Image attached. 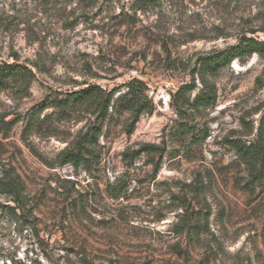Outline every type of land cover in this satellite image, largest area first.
Instances as JSON below:
<instances>
[{
	"label": "rangeland",
	"instance_id": "1",
	"mask_svg": "<svg viewBox=\"0 0 264 264\" xmlns=\"http://www.w3.org/2000/svg\"><path fill=\"white\" fill-rule=\"evenodd\" d=\"M244 34L264 41V0H0V65L34 74L0 90V175L21 178L27 208L19 222L0 215V264H264V181L249 182L232 145L260 140L264 57L208 74L216 102H195L199 59ZM132 78L154 111L129 133L131 112L111 108L94 165H59L97 123L104 92L117 87L116 100ZM90 85L94 101L51 105ZM116 178L128 186L118 199ZM185 211L209 229L180 231Z\"/></svg>",
	"mask_w": 264,
	"mask_h": 264
},
{
	"label": "trees",
	"instance_id": "2",
	"mask_svg": "<svg viewBox=\"0 0 264 264\" xmlns=\"http://www.w3.org/2000/svg\"><path fill=\"white\" fill-rule=\"evenodd\" d=\"M144 4L147 5L149 3L146 2ZM253 53H259L264 57V41L244 34L236 44L201 57L197 70L200 81L202 82V88L196 95L195 102L205 106L213 105L216 102L217 92L214 85H209L207 81L208 74L218 72L223 67L230 65L236 58L249 56ZM20 74L29 78L27 83L29 85L30 79L34 75L31 69L22 68L17 63L0 65V90L6 84V77L8 75L16 77ZM195 76L194 74L192 84H187L179 88L177 91L178 94L185 90L194 89ZM124 87V91L117 95L116 100H114V96L118 91L117 87L111 91L104 92V97L99 104L97 123L91 125L89 130L81 132L66 148L59 152L57 156L59 165L71 164L75 168L84 166L86 169H90L94 165L96 161L90 156L93 154L99 140L100 132L103 129V121L111 117V108L114 111H118L120 107H124V109L131 112L132 120L128 126L129 133L133 131L143 113H152L154 111V105L146 93L148 87L144 81L138 78H132L124 84ZM98 91H101L100 87L90 85L78 91L67 92L64 99H55L51 102V105L59 108L62 112H66L73 107L83 106L90 101H94ZM101 119L102 122H100ZM259 135L260 140L256 142L247 143L241 140L232 142L242 163H244L249 171V182L252 184H260L264 181V115L259 126ZM154 147L150 145L132 152H124L123 155L125 158L133 160L143 152L147 151L150 153ZM127 190L128 186L122 178H116L113 183H109L108 185V193L110 197L115 199L125 196ZM0 194L11 197V201L13 202V204L0 203V215H6V218L12 221L19 222L23 220L26 216L27 208L21 178L17 175L10 176L9 174H1ZM180 217L181 222L177 223L181 228L180 231L186 230L189 233L200 236L201 233H205L209 229L208 220L203 222L200 218H192L188 211L183 212ZM15 264H18V262H15Z\"/></svg>",
	"mask_w": 264,
	"mask_h": 264
}]
</instances>
